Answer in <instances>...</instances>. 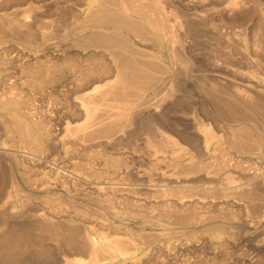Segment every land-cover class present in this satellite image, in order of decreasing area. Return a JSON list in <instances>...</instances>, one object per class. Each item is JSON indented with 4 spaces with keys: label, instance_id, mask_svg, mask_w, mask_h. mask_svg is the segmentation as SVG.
<instances>
[{
    "label": "bare ground",
    "instance_id": "obj_1",
    "mask_svg": "<svg viewBox=\"0 0 264 264\" xmlns=\"http://www.w3.org/2000/svg\"><path fill=\"white\" fill-rule=\"evenodd\" d=\"M73 1L74 0H36V2L37 3L39 2L41 5V6L38 5L41 7V14L44 11V10L42 11V8L47 9L49 7L51 8V6H54V8L56 6L57 8V6L62 5L63 8L64 6L68 8L69 10L68 13L70 12L71 15H74V17H76L75 20L70 19L68 23L64 22L65 25H62L61 28H59L57 24L55 26V24L53 23V20H54L53 19L52 24L54 25H51V27L55 26L54 29L53 28L49 29L47 25H46L47 27L44 25L46 28H48V30L38 29L37 34L40 40L42 41L43 47H46V48L52 47V46L57 47V45H59V48L64 47V49H68L66 51L72 53V55L75 56L76 59L79 58L78 61H75L76 59L74 60L76 63L71 61L68 63L67 66L57 69L56 67L47 66V65L37 62L34 65V69L26 71V72H22V74L23 73L24 74L19 78H15L16 76L14 75L15 77L12 76L14 77L12 79L11 76L7 74V71H5L7 69L6 65L7 63L11 61V59L6 58V57H0V87L5 89V94L4 95L0 94V106H5L6 104L9 105L8 103H11L13 105L15 102L19 104L17 106L18 109H16L15 107H12L11 108L12 112H10L9 114L12 116V121L15 123V125L16 126L18 125L17 130H18V135L20 137L19 139L20 142L24 143L23 147L28 148L30 151V153L25 152L29 154L28 158L31 159L32 161L39 162L41 158H43L42 153L44 150L42 149L40 143L43 142L49 146L48 142L55 141V147L62 151V154L59 156V158H57L58 156H56V158L59 159L58 161L67 163V164H63V163L61 164L67 165V167L71 168V171H72L71 177L76 176L77 182L78 181L84 182L83 181L84 179L87 180V178L88 179L90 178L88 176L92 175L93 177L94 173L98 174L97 176H94L95 179L98 181H95V183H93L90 186V189L88 190H91V189L94 190L92 191V194L96 192L95 195L97 196V194H100L101 197H102L101 194L106 191H109V197L111 193L112 194L114 193L116 197L120 196L121 199L123 200H126L127 196L130 194L135 195L136 193L137 195H139L140 193L138 191L140 189L136 192H133L135 191V188L134 190L131 189L130 185H133V184H130L128 185V187H123V188L119 186L120 182L121 184H124L128 180L130 181L129 178H131L130 175H132V178H136L135 180L142 183L141 185L142 187L140 191L142 196L138 197V202L141 205L143 204V207L144 205L147 204V206L151 207V209L154 210L163 221L169 224H173V225L180 224L188 228L190 227L197 228V227H203V226H208V225L210 226L211 224L214 225L216 219L220 216V215L218 216L219 211L217 210L214 211V209L220 208L222 210V208L224 209V207L226 208L229 205L233 206L234 204L236 205L240 204L241 206L244 205V207L246 208V205L248 203L252 207L253 211L261 210L264 207V184H263L264 179H262L264 174H262V177L260 176V174L261 172L264 173L263 171L264 166L263 164L261 165L254 160L256 158L255 156L257 155V148L255 149V151L254 149H252L255 146V144H253L255 140H254V137H252L251 126L254 125V122L256 120L261 121V124L262 122L264 123V6H262L264 4L260 5L261 2L259 4L254 3V5L257 4L255 6V9L254 8L252 9L251 7V10L253 11L250 10L251 12H249L250 13L249 15L242 14L243 17L241 18L243 24L245 23L247 25V23H249L248 26L245 28H248V27L252 28L254 27V24H255L257 28H254V30L259 29L260 36L256 34L259 37L258 41L255 40L256 41L255 42L253 40L255 38L254 35H252V37H254L253 39L251 37L249 39V36H251L250 32L254 31L253 28L250 31H246L247 34L248 32L250 33L248 37L247 35L246 37L243 36L246 33L245 30H243L245 33H241L240 31L239 32L237 31L238 28L237 30L234 29L233 31L231 30V31H227L224 33L221 32L223 35L219 33L221 35V40H222V36H224L223 38H225V41L227 44H224V42L218 43L219 40L217 41L219 45L224 44L225 46H222L224 47L223 52L221 51L222 50L221 49L220 50L221 52H218L217 55L215 53L216 58L214 60H217V62L216 61L213 62L212 66H214L215 69L218 66L222 67L223 71L217 69L218 71L214 72L215 74L214 73L210 74L209 72V75L207 76L205 75L206 78H203L205 76L201 75L200 73L199 75V74L192 72L193 68L189 67L191 68V71H189L188 65L190 66V63H192V60L189 63L187 62L188 60L186 56L184 55L186 59L183 58L182 56V54H188L189 56V54L192 53L191 51L192 47L195 45L196 42H198V41H195L194 43L195 39L191 40L193 41L194 45H192V47H189L188 45L189 43L186 41V39H183V36L185 35L184 33H188L192 35L193 32H191L190 27L192 28L194 26L195 21L199 20V22L202 23L203 21H200V20H204V19L207 20L208 18L206 17H208V15L213 16V14H215V16H218L216 15L217 13L220 16H218L219 18L217 19L214 16L215 19L218 22L219 21L222 22L223 18L225 17L224 14L226 15V12L229 10L228 9L226 11V9L228 8V6L229 7L231 6L229 4L239 3L238 2L239 0L238 1L236 0L237 2H233V0H227V1L226 0H193V3L194 1L195 2L197 1L198 4L200 5H204V4L209 5V3L211 4V1H212L214 2L213 4L216 5V9L214 8L215 10H212V6H209V7L207 6L208 9L206 7L207 10L206 9L204 10L205 13L203 11L204 14L202 12H199L201 14L193 13V17H188L189 12L188 13L186 12L187 16L182 15L184 16L182 18L181 16H179L182 14V12L181 14L179 12L178 14L177 12L175 13L176 8H173L174 10L172 9L173 10L172 11L168 7L165 8L162 5L158 4L157 3L158 1L155 2L154 0H80L81 2L78 4V6H72L71 3ZM163 1H166V0H163ZM166 2H168V0ZM15 4H18L17 0H0V19L3 21V23L6 24V26L8 25V27L3 26L4 28H1L2 26H0V37H1L0 38V54L6 51L8 53V46L10 45L9 44L7 46L2 41L3 37H6L5 33H8L7 36L10 35L9 37H11V34H12V37H14L13 35L15 34V38H16V34H18V36L22 34L25 39L33 37V34L34 36L36 35L35 32H33L32 30L34 29L33 25L34 23H36L35 20L38 18L40 11L38 12L37 9L33 10V8H31L32 10L30 11L27 8L30 11L29 12V11H26L27 9L21 8V6H20L21 9L18 8L19 6L17 7V9H15L16 8ZM19 4L21 3L19 2ZM166 4H169V2ZM168 6L171 7L170 5ZM235 6L236 5H234V7L232 6L231 7L236 8ZM8 7H10V10H11V7L12 8L15 7L14 8L15 10L12 16L7 15L8 13L7 14L2 13V11L6 10V8ZM54 8L52 9L54 10ZM52 9L50 10L48 9V11L52 12L53 11ZM60 9L59 10L58 8L55 9V11L57 10L59 11L57 13V15H60L58 16V20H59V17L62 16V14L60 13L61 12ZM10 10L8 11H9V14L11 15L12 10L11 12ZM45 12H43V15L47 13ZM190 13H189V16H191ZM48 14L51 15L49 12ZM195 16L197 18H195ZM62 18H65V17H62ZM49 19H52V18H49ZM236 19H238V16ZM66 20H68V18H66L65 21ZM216 20H214V23L218 27L219 24H216ZM226 20L223 21L224 24H226L225 23ZM41 21L43 23V20ZM196 23L197 22H195V25ZM222 23L220 24L222 25ZM39 24L40 23L38 21L35 28H38ZM47 24H49L48 21H47ZM205 24H209V23H205ZM229 24L231 23L229 22ZM221 25L219 27H221ZM44 26L43 28H45ZM57 26L59 29L56 28ZM206 29H204L205 30L204 32L210 31V28H208L209 29L208 31ZM211 29L213 30L214 28H211ZM224 30L226 31L227 28ZM217 32L218 31L216 30V33ZM196 33H200L201 35V32L197 31ZM196 33H193V34L197 35ZM216 33H214V35ZM218 36L219 35L217 34V37L216 36L215 37L218 38ZM25 39L23 40L26 41ZM31 43L32 42H30L29 44L31 45ZM201 44L202 45H199V46L201 47L204 46L203 42ZM163 46L165 47L168 53V58L166 59L167 64L161 62L160 56L154 52L155 50L159 51V48ZM24 47H26V45ZM195 48H199V47L195 46ZM212 48H210L209 50H211ZM51 50L52 49H50V51ZM57 51H59V49ZM193 51L198 52L199 50H193ZM211 54L209 53V56ZM9 55H11V53ZM67 55H69V53H67ZM191 55L194 57L193 53ZM40 56L42 57V54ZM190 57H189V61H190ZM68 58L72 60L71 57H68ZM204 58L205 57H203L202 60H204ZM208 59L210 58L208 57ZM42 60L49 61V60H44V59ZM193 60H196V59L194 58ZM200 60H201V57H200ZM196 61H198V59ZM25 62L31 63L30 61H25ZM208 62L209 61H207V66L210 63ZM187 63L189 64L187 65ZM20 64L23 65V63H20ZM193 64H191L192 67L194 66ZM197 64L199 63L197 62ZM236 64H239V65L242 64L244 66L246 65V67L252 69V72H254L257 75H261L262 77H260V80H254L250 72L246 71L247 69L244 71V70H240V68H237V67H236L237 69L234 68L233 65H236ZM228 65L229 66L232 65L231 68L234 69V70H231L232 71L231 73L230 71H228L229 73L226 71L229 68H227L226 70L224 68V67H227ZM27 66L29 65L27 64ZM203 67L204 65L202 66V68ZM241 68H244V67H241ZM197 70L199 69L197 68L196 71ZM204 70L206 71V67L205 69H203V72ZM208 71H209V68H208ZM57 78L59 79L57 80ZM58 82H59V87L61 86L65 88V90H62V91H66L64 94L66 98L64 97L60 98L61 101L52 100L50 98L49 102L50 100L54 101L52 104L55 106L56 112H59V115H58L59 117L56 115L59 118V119H56V120H59V121H56V124L57 122H59V130H57L58 132L53 133L55 129L54 131L53 129L52 130L50 129L51 128L50 123L52 121L51 122H49L50 120L48 121L50 126L48 125L49 127H47L45 126L47 125L46 123L47 121L45 120V123H46L45 125L39 122L43 126H40L39 128L37 127L38 129H40L41 134H39V136H37V134L33 135L28 130V127H24L21 125L23 124V122L16 113L19 111H22L24 116H27V117L30 116V118L32 117L35 118L36 116L34 117L32 115H34L35 112H38L35 110H38V108L40 107L36 108L37 107L36 106L35 107L36 109H35L33 107L34 103L30 102L32 104L31 105L28 102L30 100V97L31 96L35 97V99L36 97H39L40 99L42 98V100L46 98L47 100L48 92H46V90L55 87L56 85H58ZM189 84L192 86V90H194L196 85L201 84L202 86H200L201 89H197L196 92L192 93L189 90L190 88H188ZM50 95L52 96V94ZM27 98L29 100H27ZM44 102L45 101H43V103ZM197 103L199 104V107H201L199 108L200 110L197 109L198 108V106L196 105ZM204 106L208 107L209 110L206 111L205 109L206 107L203 108ZM172 112H177V115H179L180 113H182V115H186V114L189 115L188 113L192 112L193 113L192 115L196 117L202 115L204 117V121H205V118L207 119V121L210 118L213 121L210 124H213L214 125L213 128L216 129L217 131L215 132L214 129L211 130L209 125L208 126H209L210 131L208 130L203 135H199V134L191 135L190 133H188V135L189 136L191 135V136L187 137L186 135H184V133H186L185 131L184 133H182L183 136L185 137L182 136L180 137L181 139L179 140L180 141L182 140L181 141L182 143L185 142L186 144H188L189 145L188 147L190 148L188 150L180 151V149H182L181 143L178 140L169 136L167 133L173 132L172 134L170 133L171 135H173L174 131L176 132L177 130L175 129H173L174 131L173 130L170 131V130L178 126L181 127L183 122L181 123L179 121L181 123L180 125V123L177 121L179 125H176L175 127H172V128L169 127L170 130L168 129L169 131L167 133L165 132L166 130L163 131V130H159L158 128H156L154 131L151 130V127H152L151 123L153 121H156V123L153 122V124L155 123L156 126L161 125L162 127L167 126L168 128L170 123H166V120L168 122L169 118H171L170 116H168V114ZM173 114H176V113H173ZM43 115L44 117H46L45 116L46 114H43ZM177 115L175 116L178 117ZM2 116L5 117V115H2ZM175 116H174V119H175ZM40 117H37L38 121L40 120L39 119ZM184 119H185V116L183 120ZM192 119L191 121H193ZM172 120H173V117H172ZM177 120H179V118H177ZM180 120H182V118H180ZM201 120H198V121L200 123L201 122L204 124L206 123V121L203 122ZM174 121L176 122V119ZM188 121H190V119H188ZM42 122H44V120H42ZM218 122H220L219 126H221V123H222V125L227 128L226 132L228 131L229 135L228 133H226L225 134L226 136H224L218 133V128H219L217 124ZM185 124H186L185 127H187L189 123L187 124L184 122V125ZM256 124L254 127H256ZM155 125H153L154 128H155ZM173 125H175V123ZM161 126L160 127L158 126V127L162 128ZM193 126L195 125L194 124L190 125L191 128L189 127V129H192ZM257 126H258V130H260L259 125ZM263 126L262 128H264ZM154 128L152 127V129ZM205 128H207V124ZM179 130L180 131H177V132H183L185 129L183 131H181L182 129H179ZM187 131H188V128H187ZM191 133H192V130H191ZM177 135L178 134H176V136ZM179 136H180V133H179ZM263 137L261 138L262 140L264 139ZM252 138L254 142H252L251 140ZM138 140H142L144 141L143 144L145 143L149 146L151 145L154 148L151 153L147 151L148 149H146L145 154L144 152L142 153L146 156L144 159L148 161L149 163H151L152 167H149L148 165H146L148 166L147 168L145 166L144 168H142L143 166L141 165L140 169L136 170V168L138 167H136L135 169L133 167L134 169L133 170L131 169L132 165L129 167L126 165L127 163L126 164H123V163L115 164V163L110 162L108 158H106V161H109V163H112V164H108V163L106 164L105 160L99 157H98V160L96 158L94 159L98 161L97 164L99 165V170L97 171L98 169L97 167H96L97 169L94 170L95 168L93 169V167L91 166V162L93 159L90 160L91 158L89 156L91 155L92 152H95L96 149L98 150L99 148H100L99 150L101 149L109 150L110 149V152L112 149L114 150L112 153L117 152L119 153V156L121 153L124 156L126 155L127 157H130V160H131V157H134L135 155L137 156V158L140 157L137 155V153L134 152L135 149H132L133 145L135 146L137 145L136 142ZM263 141L262 143L264 144ZM259 143H257V145ZM224 144L226 145L228 144L229 147L228 148L224 147ZM126 145L128 147V150L132 149L133 151L123 150V147H125ZM128 145L130 146L132 145L131 148H129L130 146ZM145 146L143 147L139 146V147H141V150L144 151ZM137 147L138 146H136V149L138 151L136 152H139L140 151L138 149L139 147L138 148ZM16 151L18 153L19 150H16ZM20 151H19V154H22L21 153L22 151L21 152ZM147 153L148 155H146ZM31 154L33 156L30 157ZM57 154H53V155L55 156ZM124 158L126 159V157ZM137 158L135 162L136 164L141 162L140 160V162L138 161L137 163V160H139ZM144 159H142V161H144ZM94 160L93 162L96 164ZM44 162L46 163L48 161L43 160L42 163ZM127 162H130V161H127ZM247 162L248 164H245ZM40 163L41 162H39V164ZM55 163H58V162H55ZM26 164L24 166H26ZM29 164H31V162ZM46 164H49V163H46ZM55 166L56 165H54V169H55ZM30 167L32 168L33 166L30 165ZM251 169H256V170L253 173ZM33 170L36 171V169H33ZM61 170L62 169H60L59 171ZM256 171H259V172L256 173ZM38 172L40 171H37V175H39ZM50 172H51V176L50 174L49 176L40 175L41 177L35 178L33 175L34 177L33 179L31 177L30 179L29 178L25 179L26 181L29 180L28 189H30L34 193V195H30V196L20 195L19 193H16V192L13 193V190H14L13 189L14 183L12 182L13 179H10L8 176L9 179L6 180L5 178L3 181V177L1 178L3 183H2L1 191H0V201L1 199L7 200V199L12 198L14 201V205L16 204L18 206L17 209H13L14 205L6 201L5 204L2 205V207H0L1 208L0 212H2L1 215H3L4 220L10 218V219H16V221L17 220L20 221L25 218L27 224H28L27 220H29V226L27 229L23 227V229L25 228L26 231L24 230L19 231V227L18 229L15 227H13L14 229L12 227H11L12 229H9L11 223L10 225L8 223L9 225L8 228L7 226L6 228H0V264H81L80 262H78L76 257H73V256L75 254L76 255L83 254V256L85 257L87 256V254L89 255L97 247V245L96 244L94 245L93 242H90L85 237V235L81 233V229L79 228L83 227L82 224L76 225V227H74L75 226L74 225L72 227V226H69L67 222H65V217L69 215H72V217L74 215L81 222L82 221L86 223L89 222V224L93 223L95 226H98V228L100 227L101 229H103V233L104 231L106 232L107 230L108 232L110 231L111 233L117 235L116 236L117 238L114 237V239L112 240V242L114 243L115 250L119 252H125V251H131L134 249L135 245L133 246L129 244L128 241H125L127 239L122 241L123 238L121 237L122 238L121 239L119 237L118 234L122 233V231L119 230L120 228L118 227L116 228L115 226H112L110 223L104 222L98 219L97 217L87 216L86 214H84V212L78 213L76 208L75 210L74 208L73 210H70L69 207L62 206L61 204L60 205L58 204L59 205L58 206L56 203L52 201V195H53L52 193L54 191H52L51 196H50V193L43 194L44 192H50L51 190L57 187L60 188L65 183V181L62 179L63 178L62 175L64 174L63 171H61L63 172L62 175H59L58 171L54 172L53 170H50ZM50 172L48 171L45 173L47 174ZM68 172H70V170ZM2 173L4 174V172ZM81 173L83 174L81 175ZM69 174L71 173L67 174L68 177L65 176L66 179L67 178L69 179L70 177ZM84 174L87 175V178L83 176ZM35 175H36V172H35ZM11 176H12V173H11ZM24 177L25 175L23 176V178ZM86 180L84 183H87ZM89 181L90 180H88V183ZM122 181H125V182L122 183ZM137 181L136 183L138 185ZM69 182H71V180ZM77 182H71L73 183L71 185H74V184L76 185L78 184ZM65 186H67V183H65ZM77 186L79 188L81 184ZM84 188H87V187L85 186ZM82 189L83 188H81V190ZM88 190L87 192H89ZM70 191L71 190H69V192ZM79 192H80V189H79ZM88 194L87 193L84 194L83 192L81 195L82 196L87 195L88 197L92 196L93 198V195L89 196ZM59 195L57 197H59ZM73 195L74 197H76L74 193L72 194V196ZM106 195H103V196H106ZM115 196H112L110 200H112V198ZM65 197L66 196L64 195V198ZM106 197H108V195ZM61 198H62V195L59 199ZM59 199L57 201L58 203H59ZM68 199H69V196L66 200ZM88 200H91V199H88ZM131 201L132 199L130 200V202ZM66 202H69V201H66ZM74 202L76 203V201ZM74 202L73 204L75 206L76 204L80 205L79 204L80 202L76 204ZM69 203L71 204L72 202H69ZM139 203H136V204L139 205ZM74 205L73 207H75ZM82 205H86V204L82 203ZM82 205H80L81 206L80 210L83 208ZM32 206L33 208L38 207V208L44 209L45 212L48 213L47 215H49V218L45 219L41 216H38L39 213L37 214L36 212L38 209H33ZM102 206H104V203H102ZM85 207H88V206L86 205ZM139 207L142 208V206H139ZM239 207L240 206H238L237 209ZM89 209L92 210L91 212H93V210H96V208H93L92 206ZM228 209L226 208L225 210H228ZM83 210H85V208ZM212 210L214 212L217 211L218 213L217 212L214 213ZM239 210H238L239 212L238 214L241 215ZM248 210H251L250 207ZM248 210L246 208V211ZM87 211L88 210H86V212ZM151 211L149 209L148 212L151 213ZM210 211L213 212V214ZM97 212H99L98 209H97ZM133 212H134V209H133ZM224 212L221 211L222 214H224ZM232 212H233V209H232ZM236 212L234 211L233 214H236V217L240 218L241 216L239 215L237 216ZM226 213L227 212H225V214ZM251 213H255V212L251 211ZM97 214L98 213H96V215ZM231 214H232L231 212H228V216H230L229 218L231 220L236 219V217L232 218L233 216L231 217ZM262 214H264V212H262L261 215ZM1 215L0 217L2 219ZM99 215L103 216L102 213L98 214V216ZM248 215L251 216L253 214L250 215V211H249L248 214L246 213L247 217H249ZM102 219L104 218L102 217ZM4 220H3V223H4ZM24 221H22V223ZM240 221L238 220V222ZM231 223H233V221ZM16 224L17 223H15V225ZM238 224L242 225L245 223L243 222V223H238ZM19 225L21 224L19 223ZM80 225L82 227H80ZM11 226H13V224ZM223 227L220 226L219 228H223ZM98 228L96 227V229ZM100 228H99V231H101ZM211 228L213 227L211 226ZM108 232H106L105 234L107 235ZM231 234L232 233H230V235ZM146 236H149V235H146ZM146 236L144 233L143 237H146ZM206 236H205V239L209 240V238H206ZM154 237L155 236H153V238ZM133 238L134 237H132V239ZM148 240H150V238ZM136 241H138V239ZM197 241H199V239ZM205 241L207 243V240ZM177 242L176 243L174 242L175 244L171 243L170 245L163 247V249L167 252H169L170 250L178 251V252L183 250V253H184L185 251L184 249L190 246L188 245L185 247L183 243H177ZM220 243H221L220 241H214V242H211L210 244L211 246H218ZM221 246L223 247V245ZM191 247L193 246L191 245ZM195 247L196 245L194 246L193 249L191 248L193 252L195 250ZM64 248L66 250L69 249L67 253L65 254H69L68 252H70V254L72 255V258L70 257H69L70 259L64 258L63 256L64 254L62 255L63 251L66 252ZM61 249H64V250L61 251ZM209 249L210 248H208V250ZM196 250H197V247H196ZM212 250H214V248ZM187 251L188 249L186 250V252ZM149 252L151 253L150 250ZM161 252L163 251L161 250ZM164 252H163V255H164ZM98 253L100 256H103L105 255L106 252L103 249H99ZM158 255L163 256L162 253L161 254L158 253ZM158 255L156 254L155 256H158ZM150 257L151 255L149 254V259L152 258ZM146 260L147 262L151 264L156 263V261L154 262V260H152L153 263L150 260L148 261V259ZM86 261H88V259ZM92 261L93 262L98 261L97 257L94 256ZM135 262H138V261H135ZM147 262L144 264H147ZM88 264H90V262H88Z\"/></svg>",
    "mask_w": 264,
    "mask_h": 264
},
{
    "label": "rangeland",
    "instance_id": "obj_2",
    "mask_svg": "<svg viewBox=\"0 0 264 264\" xmlns=\"http://www.w3.org/2000/svg\"><path fill=\"white\" fill-rule=\"evenodd\" d=\"M21 1H23V0H21ZM20 0H17V2H18V4H15L16 5V8L15 9H17V7L19 8V9H21V8H24V9H29L30 11L32 10L31 8H33V10L34 9H37L38 10V12H39V15H38V18L35 20L36 21V23H34V25H33V32H35V36H34V34H33V37H30V38H28V39H25L24 38V36L22 35V34H20L19 36H18V34H16V38H15V34L13 35L14 37H12V34H11V37H9L10 35H8L7 36V34L8 33H5V36L6 37H3V43L4 44H6L7 46H8V53H7V51L6 52H4V53H2V54H0V57H6V58H10L11 59V61L9 62V63H7V69L5 70V71H7V74L9 75V76H11V78L13 79L15 76V78H19V77H21L23 74H22V72H26V71H29V70H32V69H34V65L38 62V63H42V64H44V65H47V66H53V67H56L57 69H59V68H62V67H64V66H67L68 65V63L69 62H74V63H76L75 61H78V59L79 58H77L76 59V57L75 56H73L72 55V53H70V52H68V51H66V50H68V49H64V47L62 48V47H60L59 48V45H57V47L56 46H52V47H43V45H42V41L40 40V38H39V36H38V34H37V32H38V29L39 30H48V28L49 29H54V27L56 26V24L59 26V28H61L62 27V25H65V23L64 22H66V23H68L69 21H70V19H72V20H75V18L76 17H74V15H71V13L69 12L68 13V8H66V6H64V8H63V6L61 7L60 5L59 6H57V8H58V10L60 9V8H62V9H60V13L62 14V16L61 17H59V20H58V16H60V15H57V13L59 12L58 10L57 11H55V9H57L56 8V6H55V8H54V6H51V8L49 7V8H42V11L43 12H45L46 14H44L43 15V12H42V14H41V5H40V3L38 2H36V0H24L23 2H21ZM27 1V2H26ZM30 1V2H29ZM155 2H157L158 4H160V5H162L163 7H168L170 10H172L173 8H176V10H175V13L177 12V14H178V12L181 14V12H182V14L181 15H179V16H181V18L182 17H184V16H187V14H186V12L188 13H190V15L191 16H189V13H188V17H193V13H197V14H201V13H199V12H202L203 13V11L206 9V7L208 6H212V10H215L216 9V5H214L213 3L214 2H212L211 1V4L209 3V5L207 4V5H200V4H198V2L196 3L195 1H194V3H193V0L191 1V0H177V1H175V0H168V2H169V4H166V3H168V2H166V1H163V0H161V2H160V0H154ZM173 1H175V2H173ZM190 3H189V2ZM227 1V0H226ZM238 1V0H237ZM236 0H233V2H237ZM245 1V2H244ZM239 0L238 2L239 3H230L229 5H231L232 7H234V5H236L235 7L236 8H232L231 6V9H230V7L228 6V8L226 9V15L224 14V18H223V21H225L226 19V24H224V22L222 23V22H218L216 19L217 18H219L218 16H220L219 14H217L216 13V15H218V16H215V14H213V16H210V15H208V17H206V18H208L207 20L206 19H204V20H206V21H204V20H200V21H203V22H205V23H209V24H205V23H203V25H202V23L201 22H199V20L198 21H195V22H197L196 23V25H195V22H194V26L191 28L190 27V30H191V32H193V33H196L197 31L198 32H201V35H200V33H196L197 35H195V34H193L192 33V35H194V36H192L191 34H188V33H184L185 35L183 36V39H186V41L189 43L188 45H189V47H192V45H194V43H195V41H198V42H196L195 43V45L193 46L194 47V49H193V47H192V50H191V48H190V50L192 51V53L194 54V57L191 55V54H189V56H188V54H182V56H183V58H185V56H186V58H187V62H191V60H192V63H190V66L188 65L189 63H187V65H188V69H189V71H191V68H193V70H195V71H193L192 70V72H194V73H196V74H201V75H203V76H207V75H209V72H210V74H212V73H214V72H217L218 70L217 69H219V70H222L223 71V68L222 67H217L216 69H215V67L214 66H212V64H213V62H217V60H214L215 58H216V55L218 54V52H223V50H224V47H222V46H225L224 44H227L226 43V41H225V38H223L224 36H222V40H221V35L220 34H222V33H224V32H227V31H233L234 29H236L237 30V28H238V32L240 31L241 33H245L246 31H250L252 28H253V30H254V28H257L256 26H255V24H254V27H252V28H245V27H247L248 26V24L249 23H247V25L245 24H243V22H242V20H241V18L243 17V15H245V14H250L249 12H251V11H253V10H251V7H252V9L254 8L255 9V6L257 5V4H259L260 2H261V4L260 5H262V4H264V0ZM247 1V2H246ZM252 1V2H251ZM263 1V2H262ZM19 2L21 3V4H19ZM76 2H78V3H76ZM81 1L79 0H74L72 3H71V5L72 6H78V4L80 3ZM164 2V3H163ZM173 2V3H172ZM188 2V3H187ZM192 2V3H191ZM16 3V2H15ZM28 3V4H27ZM171 3V4H170ZM251 3H252V5H254V3H257L256 5H254V6H252L251 5ZM26 4V5H25ZM76 4V5H75ZM165 6H164V5ZM195 4V5H194ZM248 4V5H247ZM24 5V6H23ZM34 5V6H33ZM38 5H40V6H38ZM168 5H170L171 7H169ZM239 5V6H238ZM20 6H21V8H20ZM23 6V7H22ZM31 6H33V7H31ZM38 6V7H37ZM204 6V7H203ZM262 6H264V5H262ZM26 7V8H25ZM188 7V8H187ZM208 7H207V9H208ZM14 8H12L11 7V10H12V13H11V15L9 14V11L8 10H10V7H8V8H6V10H3L2 11V13H4V14H7V15H9V16H12L13 15V13H14ZM52 8H54V10L52 9ZM67 10H66V9ZM167 8V9H168ZM178 8V9H177ZM215 8V9H214ZM238 8V9H237ZM240 8V9H239ZM26 10V11H29V10ZM46 9V10H45ZM48 9L50 10V9H52L53 11L51 12V11H48ZM206 9V10H207ZM210 9H211V7H210ZM233 9V10H232ZM235 9V10H234ZM243 9V10H242ZM11 10H10V12H11ZM67 11V12H65V11ZM174 10V9H173ZM172 10V11H173ZM251 10V11H250ZM29 11V12H30ZM247 11V12H246ZM48 12L51 14V15H49L48 14ZM239 12V13H238ZM52 13H54V14H52ZM63 13H64V15H63ZM65 13H66V15H65ZM67 13H68V15H67ZM185 13V14H184ZM204 13H205V11H204ZM203 13V14H204ZM234 14H236V15H234ZM243 14V15H242ZM47 15V16H46ZM182 15H184V16H182ZM52 16V17H51ZM216 17V19H215V17ZM237 16H238V19H236L237 18ZM62 17H65V18H62ZM227 17H229V18H227ZM232 17V18H231ZM235 17V18H234ZM49 18H52V19H49ZM55 18H57V19H55ZM62 20H61V19ZM66 18H68V20H66L65 21V19ZM195 18H197L196 16H195ZM194 18V19H195ZM212 18V19H211ZM39 19V20H38ZM46 19V20H45ZM48 19V20H47ZM55 20V22H54V20ZM216 20V24H219V26L221 25L220 23H222V25H221V27H219V29H218V27H217V25H215V23H214V20ZM229 19V20H228ZM232 21H231V20ZM41 20H43V23H45V24H43L42 23V21ZM52 20H53V23L55 24V26L54 27H51V25H54V24H52ZM211 20H213V21H211ZM239 20V21H238ZM34 21V22H35ZM39 21V25H38V28H35L36 27V25H37V22ZM41 21V22H40ZM47 21H48V23L50 24H47ZM50 21V22H49ZM207 21H209V22H207ZM227 21H229L232 25H234V26H232L231 24H229V22H227ZM61 22V23H60ZM240 23V25H239V23ZM42 23V24H41ZM58 23H60V24H58ZM0 24H2V25H0V26H2L1 28H4V27H8V25L6 26V24L5 23H3V21L0 19ZM236 24V25H235ZM238 24V25H237ZM45 25H47L48 26V28H46L45 26V28H43V26ZM199 25V26H198ZM206 25V26H205ZM4 26V27H3ZM58 26L56 27V28H58ZM197 26V27H196ZM223 26V27H222ZM224 26H225V28H224ZM227 26V27H226ZM51 27V28H50ZM195 27V28H194ZM200 27V28H199ZM239 27H240V29H239ZM58 28V29H59ZM197 28H199L200 29V31H199V29H197ZM207 28V29H206ZM208 28H210V31H208L209 29ZM211 28H214L213 30L211 29ZM220 28H222V29H220ZM227 28V30L225 31L224 29H226ZM193 29V30H192ZM195 29V30H194ZM204 29H206L208 32H204L205 30ZM247 29V30H246ZM35 30V31H34ZM216 30L218 31L217 33H216ZM243 30H245V32L243 31ZM258 31V32H257ZM203 32V33H202ZM222 32V33H221ZM254 32V33H253ZM251 31L250 33H251V36H249L250 35V33L248 32V34H247V32L243 35V36H245L246 37V35H247V37L249 36V39H250V37L253 39L254 37H252V35H254L255 36V38L253 39L254 41L256 40V41H258V39H259V37L257 36V35H259V29H255L254 31ZM256 32V33H255ZM214 33H216L215 35H214ZM220 33V34H219ZM237 33V32H236ZM207 34V35H206ZM217 34L219 35L218 36V38H216L217 37ZM240 34V33H239ZM257 34V35H256ZM205 35V36H204ZM209 35V36H208ZM223 35V34H222ZM241 35V34H240ZM21 36V37H20ZM185 36H187V37H185ZM200 40H198L196 37ZM208 36V37H207ZM210 36H211V38H210ZM216 36V37H215ZM260 36V35H259ZM21 40H19L18 38ZM38 37V38H37ZM185 37V38H184ZM189 37V38H188ZM192 37H193V39H192ZM1 38V37H0ZM13 38H15V39H13ZM25 39L26 41H24L23 39ZM32 38V39H31ZM34 38V39H33ZM216 38V39H215ZM7 39V40H6ZM39 39V40H38ZM195 39V40H194ZM251 39V40H252ZM25 42H23V41ZM191 40H194V43H193V41H191ZM201 40H202V42H203V45L204 46H202L203 47V49H202V47L201 46H199V45H202L201 43ZM203 40H205V41H203ZM207 40V41H206ZM216 40V41H215ZM219 40V41H218ZM252 40V41H253ZM6 41V42H5ZM38 41V42H37ZM39 41H41V42H39ZM217 41H218V43H220V42H224V44H221V45H219L218 43H217ZM255 41V42H256ZM30 42H32L31 43V45L29 44ZM207 42V43H206ZM214 42V43H213ZM34 43V44H33ZM38 43H40V44H38ZM193 43V44H192ZM200 43V44H199ZM198 44V45H197ZM210 44H212V45H210ZM216 44V45H215ZM13 45V46H12ZM26 45V47H24ZM30 45V46H29ZM208 45V46H207ZM210 45V46H209ZM11 46V47H10ZM195 46L197 47H199V48H195ZM206 46V47H205ZM213 48H212V47ZM217 46V47H216ZM201 47V48H200ZM204 47H205V49L207 48H212L211 50H209V52H208V50L206 49V51H205V49H204ZM220 47V48H219ZM12 48V49H11ZM23 48V49H22ZM11 49V50H10ZM16 49V50H15ZM50 49H52L51 51H50ZM59 49V51H60V49H61V51L59 52V51H57ZM63 49H64V51H63ZM202 49V50H201ZM213 49H215V50H213ZM218 49V50H217ZM222 49V50H221ZM25 50V51H24ZM29 50H30V52H29ZM43 50V51H42ZM193 50H199L198 52H199V54H198V52L197 51H193ZM221 50V51H220ZM22 51V52H21ZM47 53H46V52ZM53 51V52H52ZM55 51V52H54ZM200 51H201V53H200ZM206 52V54H205V52ZM211 51V52H210ZM215 51V52H214ZM20 52V53H19ZM64 52V53H63ZM69 53V55H67V53ZM156 54H158L159 56H160V61L161 62H163V63H165V64H167V61H166V59L168 58V53H167V50L165 49V47L163 46V47H161V48H159V51H157V50H155L154 51ZM196 52V53H195ZM214 53V55H213V53ZM11 53V55H9ZM15 53V54H14ZM26 53V54H25ZM66 53V54H65ZM203 53V54H202ZM209 53L211 54L210 56H209ZM215 53H216V55H215ZM16 54H18V55H16ZM28 54V55H27ZM42 54V57L40 56V55ZM53 54H55V55H53ZM198 54V55H197ZM26 55V56H25ZM46 55V56H45ZM67 55V56H66ZM71 55V56H70ZM185 55V56H184ZM196 55V56H195ZM203 55V56H202ZM13 56V57H12ZM25 56V57H24ZM29 56V57H28ZM51 56V57H50ZM58 56V57H57ZM72 56H73V58H72ZM191 56V57H190ZM207 56V57H206ZM68 57H71V59L72 60H70V58H68ZM189 57H190V61H189ZM198 57V58H197ZM200 57H201V60L203 59V57H205L204 58V60H200ZM208 57L210 58V59H208ZM59 58V59H58ZM61 58V59H60ZM185 58V59H186ZM192 58V59H191ZM198 59V61H196V60H193V59ZM206 58H207V60H206ZM17 59V60H16ZM27 59V60H26ZM29 59V60H28ZM42 59H44V60H49V61H43ZM67 60V61H65V60ZM70 61H69V60ZM76 59V60H75ZM13 60H15V61H13ZM35 60V61H34ZM38 60V61H37ZM75 60V61H74ZM211 60H213V61H211ZM22 61H24V62H22ZM25 61H30L31 63H29V62H25ZM207 61H209L208 63H209V65L207 66ZM23 63V65L22 64H20V63ZM197 62L199 63V64H197ZM212 62V63H211ZM26 63V64H25ZM193 63H195V64H193ZM204 63H206V64H204ZM237 63H239V62H237ZM16 64V65H15ZM18 64V65H17ZM27 64L29 65V66H27ZM32 64V65H31ZM191 64H193L194 66L192 67L191 66ZM204 65V67L202 68V66ZM20 65V66H19ZM31 65V66H30ZM200 65H202V66H200ZM206 65V66H205ZM236 65H238V66H236ZM236 65H233V67L234 68H240V70H246L247 72H250V74H251V76L254 78V80H260V77H262L261 75H257V74H255L254 72H252V69L251 68H248V67H246V65L244 66V65H242V64H236ZM6 66H5V68H6ZM19 66V67H18ZM22 66V67H21ZM198 66H200V67H198ZM231 66L232 65H228L227 67H224L225 68V70L227 69V68H229V69H227L226 71L228 72V71H230V73L232 72L231 70H234L233 68H231ZM14 67H16V68H14ZM189 67H191V68H189ZM205 67H206V71L204 70V72H203V69H205ZM241 67H244V68H241ZM246 67V68H245ZM199 69V70H197L196 71V69ZM208 68H209V71H208ZM221 68V69H220ZM231 68V69H230ZM236 68V69H237ZM16 69V70H15ZM202 69V70H201ZM13 70V71H12ZM201 70V71H200ZM9 71V72H8ZM11 71V72H10ZM212 71V72H211ZM205 72H206V74H205ZM19 73V74H18ZM229 73V72H228ZM199 74V75H200ZM215 74V73H214ZM15 75V76H14ZM12 76H14V77H12ZM56 76V75H55ZM206 76L205 77H203V78H206ZM59 78H57V80H58ZM198 86V87H197ZM200 86H202L201 84L200 85H196L195 86V88H194V90H192V86L189 84L188 85V88H190L189 90L193 93V92H196V90L197 89H201V87ZM54 88H56V89H54ZM52 89V90H51ZM51 89H47L46 90V92H48L47 93V100H46V98H44L43 100H42V98L40 99L39 97H36V99H35V97H30V100L27 98V100H29L28 102L30 103H34L33 104V107L35 108L36 106V108H38V107H40V108H38V110H35V111H38V112H35V114L34 115H32V116H36L35 118H30V116H24V114H23V112L22 111H19V112H17L16 114L18 115V117H20L21 118V120H22V122H23V124H21L22 126H24V127H28V130L30 131V133H32L33 135H36L37 134V136H39V134H41L40 133V129H38L40 126H43V125H45L46 123H47V125H45V126H47V127H49L50 125H49V122H51L50 124H51V130L53 129V131H54V129H55V131L53 132V133H56V132H58L57 130H59V122H57V124H58V126H57V124H56V121H59V120H56V119H59L58 117V115H59V112H56V110H55V106L52 104L54 101H51L50 100V102H49V99L51 98L52 100H60V98H62V97H64V98H66V96L64 95L65 94V92L66 91H62V90H65V88L64 87H59V82H58V85H56L55 87H53V88H51ZM54 90V91H53ZM60 90V91H59ZM52 94V96L50 95V94ZM0 94L1 95H4L5 94V89L4 88H2V87H0ZM49 94V95H48ZM56 95V96H55ZM192 96H194V95H192ZM28 97V96H27ZM34 100H33V99ZM39 98V99H38ZM43 101H45L44 103H43ZM61 101V100H60ZM68 101V100H67ZM30 103V104H31ZM200 103H202V102H200ZM9 105H5V106H0V191H1V186H2V183H3V181H4V179L6 178V180L7 179H13V193H19L20 195H34V193L30 190V189H28V182H29V180L28 181H26L25 179L27 178H29L30 179V177L33 179L34 177L35 178H38V177H41L40 175H45V176H49V174H50V176H51V172H50V170H53L54 172H56V171H58L59 172V175H62L63 174V172H64V174L62 175L63 176V180L65 181V183H67V186H65V183L62 185V187H57V188H55V189H53V190H51L50 192H44L43 194H49L50 193V196L52 195V201L54 202V203H56L57 205L59 204H61L62 206H65V207H69V209L70 210H73V208H74V210H75V208H76V210H77V212L78 213H81V212H84V214H86L87 216H93V217H97L98 219H100V220H102V221H104V222H107V223H110L112 226H115L116 228L118 227V228H120L119 230L120 231H122V233H119L118 235H119V237L122 239V241L123 240H125V239H127V240H125V241H128L129 242V244H131V245H135V247H134V249L133 250H131V251H125V252H119V251H117V250H115V248H114V243L112 242V240L114 239V237L115 238H117L116 236L117 235H115V234H113V233H111L110 231L108 232L107 230H106V232H108L107 233V235L105 234L106 232L104 231V233H103V229H101L100 227V230L101 231H99V228H98V226H95L93 223H90L89 224V222L88 223H86V222H81L79 219H77V217H75L74 215H73V217H72V215H69V216H67V217H65V222H67V224H69V226H74V227H76V225H79V224H82V226L80 225V227H82V228H79V229H81V233L82 234H84L85 235V237L90 241V242H93L94 243V245L96 244L97 245V249L95 250H93L89 255L87 254V256H83V254H75L73 257H76V259L78 260V262H80L81 264H88V262H90V264L93 262L92 261V259H93V257L95 256V257H97V259H98V261H95V262H93L92 264H119V263H121V264H144V263H146L147 262V260L146 259H148V261L150 260V261H152V260H154V262L156 261V263L155 264H162V262H163V264H183L184 262H186V263H184V264H264V214H262L261 215V213L262 212H264V207L261 209V210H258V211H253V209H252V207L247 203V205H246V208H247V210L249 209V207H250V209L251 210H248V211H246V208L244 207V205H240V204H238V205H236V204H234L233 206L232 205H229L228 207H226L228 210H225L226 208L224 207V209L222 208V212H227L226 214H225V212H224V214H222L221 213V211L218 209V208H216V209H214V211L215 210H217V211H219V214H218V218L216 219V221H215V224L213 225V224H211L209 227L208 226H203V227H195V228H192V227H190V228H188V227H184V226H182V225H180V224H169V223H167V222H165V221H163L159 216H158V214L154 211V210H152L151 209V207H148L147 206V204L146 205H144V207H143V204L141 205L139 202H138V197H141L142 195H141V185H142V183L141 182H138L137 180H135L136 178H132V175H130V177L131 178H129L130 179V181L128 180V181H126V179H125V181H122V183H124V184H121V182L119 183V186L120 187H128V185H130V184H133L134 186H136V187H134L133 185H130V187H131V189L132 190H134V188H135V191H133V192H136V191H138L139 189V195H137L136 193H135V195L134 194H130V195H128L127 196V199L126 200H123V199H121V197L119 196V197H116L115 195H114V193L112 194H110V197H109V191H106V192H103L101 195H102V197L100 196V194H97V196L95 195L96 194V192H94L93 194H92V191H94V190H88V189H90V186L93 184V183H95V181H98V180H96L95 179V177L94 176H97L98 174L97 173H94L93 174V177H92V175H90V176H88V177H90L89 179L87 178V175H83L84 177H86L87 178V180L86 179H84L83 181L85 182V180L87 181V183H88V180H90L89 181V183L87 184V183H84V182H81V181H76V176L74 177H71L72 176V171H71V168H69V167H67V165H63V164H67L66 162H61V161H58L59 159H57V158H59V156L62 154V151L60 150V149H57L56 147H55V141H50V142H48L49 143V146L47 145V144H45V143H40V145H41V147H42V149H44L43 150V153H42V157L43 158H41V160L39 161V162H41L40 164H39V162H35V161H32L31 159H29L28 157H29V154L28 153H30V151H29V149L28 148H26V147H23V144L24 143H21L20 142V137H19V135H18V130H17V128H18V125L16 126L15 125V123L12 121V116L9 114L10 112H12V110H11V108L12 107H15L16 109H18V103L17 102H15L13 105L11 104V103H8ZM11 104V105H10ZM32 105V104H31ZM197 106H198V108L197 109H199V108H201V107H199V104L197 103L196 104ZM206 106H204L203 108H205ZM9 108V109H8ZM35 108V109H36ZM44 111H43V110ZM206 109V111L207 110H209L208 109V107H206L205 108ZM204 109V110H205ZM200 110V109H199ZM39 112H41V113H39ZM173 113H176V114H173ZM199 113V112H198ZM43 114H46L45 116L46 117H44V115ZM189 115H182V113H180L179 115H177V112H172V113H169L168 114V116H170L171 118H169V120H168V122H167V120H166V123H170L169 124V126H168V128H167V126H165V127H162L161 125H158L159 127L161 126L162 128H159L158 126H156L155 125V123H156V121H153V122H155L154 124H153V122L151 123V126L154 128V126L153 125H155V128L154 129H152V127H151V130H155L156 128H158L159 130H166L165 132L167 133L169 130H170V128H172V127H175L176 125H179V123L181 122H183V124H182V126L181 127H183V128H181L180 126H178V127H175V128H172L170 131H172L173 129H175V130H177V131H180L179 129H182L181 131H183V132H175L174 130V134L173 135H171L173 132H168L167 134L169 135V136H171L172 138H174V139H176V140H178L180 143H181V146H182V149H180V151H184V150H188L190 147H188L189 145L188 144H186L185 142L184 143H182L179 139H181L180 137H182L183 136V134L182 133H184L185 131H186V133H184V135H186L187 137H190L191 135H203L204 133H206L208 130L210 131V129L211 130H213L214 128H213V124H210V123H212L213 121L209 118L208 119V121H207V119L205 118V121H206V123L204 124V123H200L198 120H201L202 119V115L201 116H194V115H192L193 113L191 112H189L188 113ZM200 114V113H199ZM2 115H5V117L4 116H2ZM41 117H40V116ZM58 117H57V116ZM172 115V116H171ZM175 115H177L178 117H176L175 116V119H176V122L174 121L175 119H174V116ZM47 116H48V118H47ZM182 116V117H181ZM184 116H185V119L183 120V118H184ZM192 117V118H190V117ZM8 117V118H7ZM37 117H40L39 119L41 120H44V122H42V120L40 121H38V118ZM172 117H173V120H172ZM45 118V119H44ZM167 118V119H168ZM177 118H179V120H177ZM180 118H182V120H180ZM201 118V119H200ZM188 119H190V121H188ZM191 119L193 120V121H191ZM6 120V121H5ZM34 120V121H33ZM45 120L47 121L46 123H45ZM50 120V121H49ZM54 120V121H53ZM9 121V122H8ZM49 121V122H48ZM171 121V122H170ZM179 123H178V122ZM201 121H203V122H205L204 121V117H203V119L201 120ZM39 122H41V123H39ZM175 123V125H173L174 123ZM184 122L185 123H189L188 125H187V127H185L186 126V124L184 125ZM191 122V123H190ZM208 122V123H207ZM257 124H256V123ZM254 122V125H252L251 126V132H252V137H254V140H255V142L253 141V138L251 139L252 140V142H254L253 144H255V146L252 148V149H254V151H255V149L257 148V155L255 156L256 158L254 159L257 163H259V164H263V166H264V144L262 143V141L264 140H262L261 138L263 137V135H264V128H262V126L264 125V123L262 122V124H261V121H259V120H256ZM171 123H172V125H171ZM181 123H180V125H181ZM39 124V125H38ZM54 124V125H53ZM153 124V125H152ZM195 125V126H193L192 127V129H189V127H190V125ZM204 124V125H203ZM206 124H207V128H205L206 127ZM218 124V126H219V124H220V122H218L217 123ZM255 124H256V127H254L255 126ZM49 125V126H48ZM166 125V124H165ZM171 125V126H170ZM203 125V126H202ZM210 126V129H209V126ZM257 125H259V127H260V130H258V126ZM3 126V127H2ZM16 126V127H15ZM218 126H217V128H218ZM38 127V128H37ZM170 127V128H169ZM264 127V126H263ZM14 128V129H13ZM57 128V129H56ZM187 128H188V131H187ZM191 128V127H190ZM257 129V130H255V129ZM150 129V128H149ZM169 129V130H168ZM226 127L225 126H223L222 125V123H221V126H219V128H218V133H220V134H222V135H224V136H226L225 134L226 133H228V135H229V132L227 131L226 132ZM191 130H192V133H191ZM225 130V131H224ZM261 130H263V131H261ZM5 131V132H4ZM34 131V132H33ZM193 131H194V133H193ZM204 131V132H203ZM214 131L216 132L217 130L216 129H214ZM221 131H223V132H221ZM14 132V133H13ZM258 132H260V133H258ZM263 132V133H262ZM179 133H180V136H179ZM188 133H190L191 135L189 136L188 135ZM224 133V134H223ZM176 134H178L177 136H176ZM253 134H254V136H253ZM256 134H258V135H256ZM263 134V135H262ZM18 135V136H17ZM261 135H262V137H261ZM9 137V138H8ZM178 137V138H177ZM183 137H185V136H183ZM264 138V137H263ZM258 139V140H257ZM258 141V142H257ZM143 142L144 141H142V140H138L137 142H136V146H145V145H147V144H143ZM251 142V141H250ZM259 142H261V143H259ZM264 142V141H263ZM14 143V144H13ZM141 143H142V145H141ZM257 143H259L258 145H257ZM21 144V145H20ZM53 144V145H52ZM138 144H140V145H138ZM252 144V145H253ZM45 145H47V146H45ZM50 146H52V147H50ZM128 146H130V145H128ZM132 146V145H131ZM131 146L129 147V148H131ZM135 145H133L132 147V149H135L134 150V152L135 153H137V155L138 156H140V157H138L137 158V156L135 155L134 157H131V160H132V162H131V160H130V157H127L126 155L124 156V155H122L121 153H120V156H119V153H112L114 150H112L111 149V152H110V149L108 150V149H104L105 151H107V152H105L104 150H102V152H101V150H97L96 149V151L95 152H92L91 153V155L89 156L91 159L90 160H94L95 158L98 160V157L99 158H102L103 160H105V162H106V164L108 163V164H112V163H115V164H117V163H123V164H126L127 166H131V169H133V167H134V169L136 168V167H138V168H136V170L137 169H140L141 168V165L143 166L142 168H144V166L147 168L148 166L149 167H152V164L151 163H149L148 161H146L144 158L146 157L144 154L146 153L145 151H146V149H148L147 151L148 152H152L153 151V147L150 145H147V146H145V149H144V151L143 150H141V147H137L140 151L139 152H136V151H138L137 149H136V146L134 147ZM258 146V147H257ZM126 147V148H125ZM125 147H123V150H127V151H133L132 149L130 150H128V147H127V145L125 146ZM224 147H229V145L227 144H224ZM150 148V149H149ZM261 148V149H260ZM22 149V150H21ZM23 149H25V150H23ZM53 151V153H52V151ZM263 149V150H262ZM10 150V151H9ZM12 150H13V152H12ZM16 150H21L20 152L22 153V154H19V151H18V153H17V151ZM48 150V151H47ZM260 150V151H259ZM54 151H56V152H54ZM99 151V152H98ZM104 151V152H103ZM14 152H16V153H14ZM24 152V153H23ZM25 152H28V153H25ZM47 152H48V154H47ZM60 152V153H59ZM144 152V154H142ZM6 153V154H5ZM8 153V154H7ZM46 153V154H45ZM58 153V154H57ZM100 153V154H99ZM112 153V154H111ZM12 154V155H11ZM52 154V155H51ZM53 154H57V155H53ZM143 156V158H142V156ZM8 155V156H7ZM24 155H25V157H24ZM95 155V156H94ZM146 155H148V153L146 154ZM261 155V156H260ZM17 156V157H16ZM31 156H33L32 154L30 155V157ZM49 156V157H48ZM53 156V157H52ZM56 156H58L57 158H56ZM94 156V157H93ZM122 156V157H121ZM126 157V159L124 158V157ZM259 156H260V158H259ZM12 157V158H11ZM14 157V158H13ZM21 157V158H20ZM51 157V158H50ZM93 157V158H92ZM11 158V159H10ZM52 158H53V160H52ZM54 158H55V160H54ZM106 158H108V160L110 161V162H112V163H109V161H106ZM119 160H118V159ZM121 158V159H120ZM123 158H124V160H123ZM128 158V159H127ZM135 160H134V159ZM136 158L137 159H139V160H137V163H138V161L140 162V160H141V162L140 163H138V164H136L135 162H136ZM140 158H142V159H144V161H142V159H140ZM7 159H8V161H7ZM20 159V160H19ZM49 159V160H48ZM57 159V160H56ZM14 160V161H13ZM23 160H24V162H23ZM29 160H30V162H31V164H29L30 162H29ZM43 160L45 161H48V162H46V163H49V164H46L45 162L44 163H42L43 162ZM93 160H92V162H91V166L93 167V169L94 170H96L97 168V171L99 170V165L97 164V160H94L95 162H96V164L93 162ZM133 160H134V162H133ZM127 161H130V162H127ZM148 163H146V162ZM6 162V163H5ZM9 162V163H8ZM14 162V163H13ZM21 162V163H20ZM55 162H60L59 164L58 163H55ZM262 162V163H261ZM5 163V164H4ZM17 163V164H16ZM27 163V164H26ZM34 163V164H33ZM61 163H63V164H61ZM129 163V164H128ZM134 163V164H133ZM251 163V162H250ZM3 164V165H2ZM16 164V165H15ZM21 164H22V166H21ZM26 164V166H24ZM37 164V165H36ZM52 164V165H51ZM245 164H248V162L247 163H245ZM9 165V166H8ZM11 165V166H10ZM14 165V166H13ZM30 165L31 166H33L32 168L30 167ZM38 165H39V167H38ZM54 165H56L55 166V169H54ZM62 165V166H61ZM138 165V166H137ZM146 165H148V166H146ZM6 166V167H5ZM21 166V167H20ZM95 166V167H94ZM140 166V167H139ZM24 167H25V169H24ZM45 169H44V168ZM57 167V168H56ZM62 169L61 171H63V172H61V171H59L60 169ZM97 167V168H96ZM7 170H6V169ZM46 168H48V169H46ZM66 170H70V172H68V171H66ZM11 169H13V170H11ZM32 170V172H31V170ZM33 169H36V171L35 170H33ZM133 169V170H134ZM4 170V171H3ZM24 170V171H23ZM47 170V171H46ZM255 170L256 169H251V171H253V173L255 172ZM15 171V172H14ZM23 171V172H22ZM28 172V174H27V172ZM33 171H35L36 172V175H37V171H40V172H38V174L39 175H37V177H36V175H35V172H33ZM42 171V172H41ZM50 172V173H45V172ZM263 171H264V168H263ZM2 172H4V174L7 172L8 173V175H7V173L4 175ZM61 172V173H60ZM259 171H256V173H258ZM11 173H12V176H11ZM31 173V174H30ZM33 173V174H32ZM42 173V174H41ZM68 173H71V174H69L70 175V177H69V179L71 180V182H77L78 184H74V185H71V184H73V183H71V182H69L70 180L67 178H65V176H67L68 177ZM10 174V175H9ZM74 174V173H73ZM83 173H81V175H82ZM262 174H264V173H262L261 172V174H260V176L262 177ZM14 175V176H13ZM25 175V177L23 178V176ZM30 175V176H29ZM32 175V176H31ZM33 175H34V177H33ZM8 176H9V178H8ZM27 176V177H26ZM29 176V177H28ZM3 177V181L1 180V178ZM12 177V178H11ZM92 177V178H91ZM19 180H18V179ZM65 178V179H64ZM75 179V180H74ZM95 179V180H94ZM132 179H133V181H135V182H133L132 181ZM262 179H264V175H263V177H262ZM69 180V181H68ZM92 180V181H91ZM20 181V182H19ZM136 181L138 182V185H137V183H136ZM69 182V183H68ZM133 182V183H132ZM136 185H135V184ZM19 184V185H18ZM79 184H81V186L78 188V186L77 185H79ZM263 184H264V182H263ZM17 185V186H16ZM68 185H69V187H68ZM84 185V186H83ZM126 185V186H125ZM20 186V187H19ZM24 187V189H23V187ZM63 186H64V188H63ZM73 186H74V188H73ZM77 186V187H76ZM83 186V187H82ZM87 187V188H84V187ZM138 186V187H137ZM18 189H17V188ZM68 189H67V188ZM140 187V188H139ZM20 188H21V190H20ZM26 188H27V190H26ZM70 188V189H69ZM81 188H83L82 190H81ZM138 188V189H137ZM73 189V190H72ZM79 189H80V192H79ZM20 190V191H19ZM68 190V191H67ZM69 190H71L70 192H69ZM74 190H76V191H74ZM87 190L89 191V192H87ZM52 191H54L53 193H52ZM72 191H74V192H72ZM82 191V192H81ZM86 191V192H85ZM28 192H30V193H28ZM67 192H69V193H67ZM79 192V193H78ZM84 192V194H88L89 196L90 195H93V198H95V199H93L92 198V196H90V197H88L87 195H85V196H82L81 194ZM52 193V194H51ZM57 193V194H56ZM59 193H60V195H59ZM65 193V194H64ZM75 194V196L77 197H74V195L72 196V194ZM81 193V194H80ZM108 195V197H106L107 195ZM56 194V195H55ZM55 195V196H54ZM59 195V197H57ZM61 195H62V200L61 199H59L60 197H61ZM64 195L66 196L65 198H64ZM95 195V196H94ZM103 195H106V196H103ZM115 196V197H113L112 198V200H110V198L112 197V196ZM68 196H69V199L68 200H66L67 198H68ZM99 196V197H98ZM55 197H57L58 199H59V203L57 202L58 201V199L57 198H55ZM83 197V198H82ZM129 197V198H128ZM132 197V198H131ZM54 198H55V200H54ZM64 198V199H63ZM71 198H73V199H71ZM81 198V199H80ZM99 198V199H98ZM118 198V199H117ZM137 199V201H136V199ZM74 199H76V200H74ZM88 199H91V200H93V201H91V200H88ZM114 199V200H113ZM116 199V200H115ZM122 200V201H120V200ZM132 199V201L130 202V200ZM65 200V201H64ZM71 200V201H70ZM76 201V203H79L80 205H82V203L83 204H86L88 207H85L86 205H82L83 206V208L80 210V208H81V206L80 205H78V204H76L74 201ZM133 200H135V201H133ZM6 201H8L10 204H12V205H14V201H13V199L11 198V199H7V200H5V199H1V201H0V207H2V205H4L5 204V202ZM60 201H62V202H60ZM66 201H69V202H72L71 204L69 203V202H66ZM88 201V202H87ZM96 201V202H95ZM111 201V202H110ZM116 201V202H115ZM129 201V202H128ZM65 202H66V204H65ZM73 202L76 204V206L73 204ZM93 203V204H91V203ZM134 202V203H133ZM142 202V201H141ZM240 202V201H239ZM68 203V204H67ZM100 203V204H99ZM102 203H104V206H102ZM136 203H139V205H137ZM69 204H70V206H69ZM75 206V207H73V205ZM96 204V205H95ZM125 204V205H124ZM129 204V205H128ZM58 205V206H59ZM67 205V206H66ZM80 206V207H78V206ZM107 205V206H106ZM135 205V206H134ZM35 206V205H34ZM92 206L93 208H96V210H93V212L95 213V211H96V213H98V214H103V216H101V215H99L98 216V214L96 215V213L94 214L93 212H91L92 210L91 209H89L90 207ZM95 206V207H94ZM125 206V207H124ZM127 206V207H126ZM130 206V207H129ZM139 206H142V208L141 207H139ZM146 206H147V208H146ZM238 206H240L238 209H237V207ZM249 206V207H248ZM72 207V208H71ZM129 207V208H128ZM231 207V208H230ZM233 207V208H232ZM242 207V208H241ZM244 207V208H243ZM18 208V206L15 204L14 205V207H13V209H17ZM32 208H33V206H32ZM85 208V210H83ZM107 208H108V210H107ZM237 210V212H236V210ZM33 209H38L36 212H37V214H38V216H41V217H43V218H45V219H47V218H49V215H47L48 213L47 212H45V210L44 209H41V208H33ZM97 209H98V211L99 212H97ZM130 209V210H129ZM133 209H134V212H133ZM146 209V210H145ZM149 209H150V211H151V213H149L148 211H149ZM232 209H233V212L235 211L236 213H237V216L239 215L238 213V210L239 209H241L242 210V212L244 213H242L241 212V210H239L240 211V214L241 215H239V216H241L240 218L239 217H236V214H233V212H232ZM0 210H1V208H0ZM83 210V211H82ZM86 210H88L87 212H86ZM105 210V211H104ZM111 210V211H110ZM132 210V211H131ZM141 210V211H140ZM44 211V212H43ZM80 211V212H79ZM108 211H110V212H108ZM213 211V210H212ZM213 211V212H214ZM216 211V212H217ZM250 211V215L251 214H253V215H251V216H249V217H247L246 216V213L248 214V212ZM251 211L252 212H255V213H251ZM259 211H261V212H259ZM211 212V211H210ZM213 212H211L212 214H213ZM216 212H214V213H216ZM228 212H231L232 214H231V217L232 218H234V217H236V219H230L229 217L230 216H228ZM256 212H258V213H256ZM41 213V214H40ZM92 213V214H91ZM141 213V214H140ZM218 213V212H217ZM2 214V212H0V215ZM72 214V213H71ZM83 214V213H82ZM147 214V215H146ZM149 214V215H148ZM151 214H153V215H151ZM243 214V215H242ZM138 215V216H137ZM146 215V216H145ZM229 215H230V213H229ZM259 215H261V216H259ZM2 216V219H1V217H0V228H6V226H7V228L9 227V225H10V223H11V225L13 224V226H11L10 225V228L9 229H12L13 227H15V228H17L18 229V227H19V231L21 230V231H26L25 230V228L27 229L28 228V226H29V220H27L28 221V224L26 223V220H25V218L24 219H22V220H20V221H16V219H6V217H5V219L6 220H4V217H3V215H1ZM47 216V217H46ZM125 216V217H124ZM228 216V217H227ZM244 216V217H243ZM255 216V217H254ZM263 216V217H262ZM102 217L104 218V219H102ZM129 217H131V218H129ZM146 217V218H145ZM159 217V218H158ZM254 217V218H253ZM256 217H257V219H256ZM262 217V218H261ZM76 218V219H75ZM229 218V219H228ZM116 219V220H115ZM141 219V220H140ZM145 219H147V220H145ZM248 219V220H247ZM250 219V220H249ZM2 220V221H1ZM3 220H4V223H3ZM11 220V221H10ZM15 221V223H17L16 225H15V223H14V221ZM25 220V221H24ZM148 220H150V221H148ZM152 220V221H151ZM157 220V221H156ZM229 220V221H228ZM238 220L240 221V222H238ZM242 220H243V222L246 224H242V225H239L238 223H243L242 222ZM245 220H246V222H245ZM22 221H24L23 223H22ZM154 221V222H153ZM156 221V222H155ZM227 221V222H226ZM233 221V223H231ZM252 221H253V223H252ZM81 222V223H80ZM223 222V223H222ZM228 222H230V223H228ZM256 222V223H255ZM8 223H9V225H8ZM19 223L21 224V225H19ZM154 223V224H153ZM234 223H236V224H238V225H236V224H234ZM7 224V225H6ZM27 225V227H26V225ZM66 224V223H65ZM70 224H72V225H70ZM92 224V225H91ZM161 224V225H160ZM217 224H218V226H217ZM220 224V225H219ZM224 226H222V225ZM228 224H229V226H228ZM232 226H231V225ZM24 225V226H23ZM17 226V227H16ZM174 226V227H173ZM177 226V227H176ZM211 226L213 227V228H211ZM215 226V227H214ZM223 227V228H219V227ZM239 226V227H238ZM242 226V227H241ZM12 227V228H11ZM23 227H25L24 229H23ZM95 227V228H94ZM96 227L98 228V229H96ZM160 227V228H159ZM218 227V228H217ZM20 228H22V229H20ZM123 228V229H122ZM163 228H165V229H163ZM263 228V229H262ZM14 229V228H13ZM179 229V230H178ZM195 229V230H194ZM198 231H197V230ZM125 230H127V231H125ZM220 230V231H219ZM200 231V232H199ZM263 231V232H262ZM84 232V233H83ZM165 232V233H164ZM196 234H195V233ZM228 232V233H227ZM80 233V234H81ZM126 233H127V235H126ZM144 233H145V236L146 235H149V236H146V237H143L144 236ZM149 233V234H148ZM152 233V234H151ZM154 233V234H153ZM230 233H232L231 235L233 236H231L230 235ZM109 234H111V235H109ZM123 234V235H122ZM150 234H151V236H150ZM156 234V235H155ZM131 237H130V236ZM206 236V238H209V240L208 239H205V236ZM227 235V236H226ZM242 235V236H241ZM82 236V235H81ZM153 236H155L154 238H153ZM199 236V237H198ZM211 236V237H210ZM80 237V236H79ZM130 237V238H129ZM132 237H134L135 238V240H134V238L132 239ZM201 237V238H200ZM229 237H231V238H229ZM235 237V238H234ZM248 237V238H247ZM144 238H146V239H144ZM150 238V240H148ZM203 238V239H202ZM138 239V241H136ZM192 239V240H191ZM199 239V241H197ZM207 240V243H206V241L205 240ZM228 239V240H227ZM236 239V240H235ZM253 239V240H252ZM144 240V241H143ZM146 240V241H145ZM155 240V241H154ZM191 240V241H190ZM202 242H201V241ZM227 240V241H226ZM263 240V241H262ZM164 241V242H163ZM166 241H167V243H166ZM178 241V242H177ZM214 241H220L221 243L218 245V246H211V242H214ZM258 241V242H257ZM138 242V243H137ZM146 242H148V243H146ZM177 242V243H183V245L186 247V246H188V245H190L189 247H186L184 250V253H183V250H181L180 252H178V251H169V252H167V251H165L164 249H163V247H165V246H168V245H170L171 243H173V244H175V243ZM190 242H194L193 244L192 243H190ZM198 242V243H197ZM92 243V244H93ZM161 243H163V244H161ZM206 243V244H205ZM209 243V244H208ZM257 243V244H256ZM156 244V245H155ZM157 244H158V246H157ZM167 244V245H166ZM191 245L193 246V247H191ZM196 245V247H197V250H196V247H195V250H194V252H193V248H194V246ZM202 245V246H201ZM205 245V246H204ZM221 245H223V247L221 246ZM156 246V247H155ZM200 246V247H199ZM207 246H209V247H207ZM211 246V247H210ZM153 247V248H152ZM204 247V248H203ZM206 247V248H205ZM66 248V247H65ZM64 248V249H65ZM155 248V249H154ZM156 248H157V250H156ZM159 248V249H158ZM190 248V249H189ZM192 248V249H191ZM208 248H210L209 250H208ZM214 248V250H212ZM222 248V249H221ZM64 249H61V251L62 250H64ZM99 249H103V250H105V255H103V256H100L99 255V253H98V251H99ZM188 249V253L186 252V250ZM69 249H65V251L66 252H62V255L64 256V258H66V259H70V258H72V255L70 254V252H68L69 254H65V253H67V251H68ZM149 250L151 251V253L149 252ZM161 250L164 252V255H163V252H161ZM218 250V251H217ZM227 250V251H226ZM94 251H95V253H94ZM154 251V252H153ZM220 251V252H219ZM157 252V253H156ZM162 253V255L163 256H160V255H158V253L159 254H161ZM177 252H178V254H177ZM186 252V253H185ZM222 252V253H221ZM151 255V257L153 258V257H155V258H151V259H149V254ZM158 255V256H155L156 254ZM204 253V254H203ZM154 256H153V255ZM186 254H187V256H186ZM217 254V255H216ZM221 254V255H220ZM69 255V256H68ZM71 255V256H70ZM93 255V256H92ZM125 255V256H124ZM179 255V256H178ZM83 256V257H82ZM160 256V257H159ZM182 256V257H181ZM194 256V257H193ZM68 257V258H67ZM70 257V258H69ZM119 257V258H118ZM148 257V258H147ZM157 257V258H156ZM164 257H166V258H164ZM220 257V258H219ZM145 258V259H144ZM198 258V259H197ZM88 259V261H86ZM89 259H90V261H89ZM112 259V260H111ZM145 260V262H144V260ZM171 260V261H170ZM173 260V261H172ZM180 260V261H179ZM135 261H138V262H135ZM143 261V262H142ZM159 261V262H158ZM195 261V262H194ZM123 262V263H122ZM126 262V263H125ZM161 262V263H160ZM172 262V263H171ZM193 262V263H192ZM152 263H153V261H152ZM147 264H151V263H149V262H147Z\"/></svg>",
    "mask_w": 264,
    "mask_h": 264
}]
</instances>
